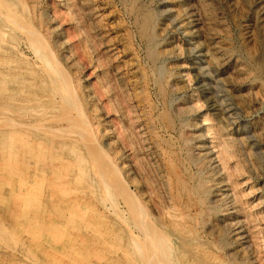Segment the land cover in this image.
Here are the masks:
<instances>
[{
	"label": "rangeland",
	"instance_id": "rangeland-1",
	"mask_svg": "<svg viewBox=\"0 0 264 264\" xmlns=\"http://www.w3.org/2000/svg\"><path fill=\"white\" fill-rule=\"evenodd\" d=\"M0 1V264H264V65L255 60L258 42L250 33L254 0H199V17L209 28L189 23L184 1L177 0ZM5 10L12 15L4 16ZM159 10L166 13L155 20L149 48L137 23ZM190 27L198 29L188 36ZM150 50L159 52L156 64ZM124 61L131 63L126 76L144 98V122L125 83ZM153 65L170 70L177 80L181 89L170 95L175 98H160ZM207 97L227 109L219 116L222 122L207 109ZM177 104L192 110L186 121L199 123L195 131L204 134L206 147L229 154L239 187L236 195L223 188L230 210L217 215L241 222L243 253L206 235L196 220L198 206L186 220L183 208L172 205L166 184L180 155V130L168 132L162 121L164 111ZM184 130L193 132L187 125ZM123 165L134 177L128 193L142 194L137 201L142 222L151 216L149 230L158 234L169 223L166 232L177 236L157 243L169 248H161V260L137 255L148 245L139 244L131 228L128 239L118 223ZM104 184L112 189L109 195ZM155 199H166V208L157 210Z\"/></svg>",
	"mask_w": 264,
	"mask_h": 264
},
{
	"label": "bare ground",
	"instance_id": "bare-ground-1",
	"mask_svg": "<svg viewBox=\"0 0 264 264\" xmlns=\"http://www.w3.org/2000/svg\"><path fill=\"white\" fill-rule=\"evenodd\" d=\"M160 1V0H159ZM177 1H184V5H186L185 9L182 10L183 15L187 16V18L189 19V23L190 21L195 25H201L203 26L202 28H205L208 26L207 23V19H203L199 17V11H202V4L200 3L199 0H191V2L189 3V0H177ZM199 1V2H198ZM218 1V0H217ZM223 1V0H222ZM221 1V2H222ZM227 1V0H225ZM234 1V0H233ZM2 2V1H0ZM171 2V1H170ZM176 2V1H175ZM213 2V1H212ZM230 2V1H229ZM240 2V1H239ZM243 2V1H242ZM165 3V2H163ZM167 3V2H166ZM204 3V2H203ZM209 3V2H208ZM220 3V2H219ZM226 3V2H225ZM225 3H223V5H226ZM228 3V2H227ZM235 3V1H234ZM251 3V2H250ZM1 4V3H0ZM3 4V3H2ZM98 4V3H97ZM161 4V3H160ZM174 4V3H173ZM211 4V3H210ZM247 4V3H246ZM252 4V3H251ZM183 5V6H184ZM221 5V4H220ZM235 5V4H234ZM255 7L257 8L255 11V21L253 24L250 23V27H251V34L252 30L254 32V41L258 42V54H257V58L255 60H257L256 62H258L259 64H261L260 66H263L264 64H262V58L264 56V0H254V4ZM232 6V5H231ZM229 5V7H231ZM242 6V5H241ZM244 6V5H243ZM162 7V6H161ZM168 7V6H167ZM171 7V6H170ZM228 7V8H229ZM246 7V6H245ZM243 7V8H245ZM249 7V6H248ZM5 8V7H4ZM164 8V7H163ZM162 8V9H163ZM157 9V8H156ZM161 9V8H160ZM180 9V8H179ZM250 9V8H249ZM252 9V6H251ZM98 10V9H97ZM230 10V9H229ZM228 10V11H229ZM142 11V10H141ZM146 11V9H145ZM156 11V10H155ZM206 11V10H205ZM226 11V10H225ZM247 16H249V14L251 13L250 10H247L246 12ZM5 13H3V15L5 16H10L12 15L10 11L5 10L3 11ZM216 12V11H215ZM245 13V11H243ZM254 12V11H253ZM143 13V12H142ZM156 15H151L150 12L146 13L142 16V18L139 20L138 27L140 29V33L141 35L145 38V40H147L148 44H149V48L151 47V44L153 42V34H152V27L155 23L156 19H159L160 17L164 16V14L166 13L165 10H159L157 12H155ZM168 14V13H167ZM174 14V13H173ZM182 14V13H181ZM230 14V12H229ZM252 14V13H251ZM137 15V14H135ZM207 13L205 14V18H207ZM215 15V13H214ZM213 15V16H214ZM253 15V14H252ZM166 16V15H165ZM171 16V15H169ZM244 16V15H243ZM16 19H18L15 16ZM164 18V17H163ZM166 18V17H165ZM172 18V17H171ZM250 18V16H249ZM14 19V18H13ZM15 19V20H16ZM181 19V18H180ZM183 19V17H182ZM181 19V20H182ZM211 19V18H210ZM242 19V18H240ZM244 19V18H243ZM15 20H12L13 22H15ZM167 20V19H166ZM251 20V19H250ZM178 21V20H177ZM206 21V23H205ZM210 21V20H209ZM18 22V21H17ZM183 22V20H182ZM188 22V21H187ZM213 22V21H211ZM164 23V22H163ZM180 23V21H179ZM210 23V22H209ZM248 23V22H247ZM8 24V23H7ZM136 24V26H137ZM157 24H159V21L157 22ZM166 24V23H165ZM170 24V23H169ZM10 25V24H9ZM156 25V24H155ZM171 25V24H170ZM186 25V24H185ZM247 25V24H246ZM11 26V25H10ZM16 26V25H15ZM162 26V25H161ZM165 26V25H164ZM184 27V25H182ZM14 27V25H13ZM160 27V25H159ZM177 27V24H176ZM180 27V26H179ZM212 27V26H211ZM210 27V28H211ZM12 28V26H11ZM161 28V27H160ZM200 28V26H199ZM209 28V26H208ZM13 29V28H12ZM18 29V28H17ZM20 29V28H19ZM137 29V30H139ZM159 29V28H158ZM156 29V30H158ZM164 29V28H163ZM193 29V30H192ZM198 29V28H197ZM197 29L190 27L188 30V32H186L188 34V36L192 35L194 32L197 31ZM10 30V29H9ZM15 30V29H14ZM184 30V29H183ZM203 30V29H202ZM124 31V30H123ZM180 31V30H179ZM187 31V30H185ZM201 31V29L199 30ZM205 31V29H204ZM159 32V31H157ZM156 32V33H157ZM202 32V31H201ZM244 32V30H243ZM1 33V32H0ZM123 33V32H122ZM179 33V32H178ZM183 33V32H182ZM181 33V34H182ZM199 33V32H198ZM246 33V32H245ZM202 34V33H201ZM209 34V33H207ZM2 35V34H1ZM158 35V34H157ZM163 35V34H162ZM244 35V34H243ZM159 36V35H158ZM182 36V35H181ZM199 36V35H198ZM210 36V35H208ZM250 36V35H249ZM141 37V36H140ZM183 37V36H182ZM224 37V36H223ZM253 38V36H251ZM199 39V38H197ZM244 39V38H243ZM184 40V39H183ZM202 40V39H201ZM262 40V41H261ZM158 41V40H157ZM191 41V40H190ZM206 41V40H205ZM209 41V39H208ZM251 41V40H250ZM198 42V41H196ZM210 42V41H209ZM116 43V42H115ZM207 43V41H206ZM162 44V43H161ZM168 44V43H167ZM188 43H186L187 46ZM213 45V44H212ZM153 46H156V44ZM152 46V47H153ZM162 46V45H161ZM165 46V45H164ZM170 46V45H168ZM192 45H190L191 47ZM207 46V45H206ZM211 46V44H210ZM147 47V46H146ZM171 47V46H170ZM193 47V46H192ZM109 48V47H108ZM161 48V47H160ZM196 48V46H195ZM201 48V47H200ZM205 48V47H204ZM219 47H217L216 49L218 50ZM165 49V48H164ZM169 49V48H167ZM194 49V48H193ZM213 49V48H212ZM162 50V49H161ZM172 50V49H171ZM199 50V49H197ZM215 50V49H214ZM257 50V49H256ZM158 51V50H157ZM174 51V50H172ZM210 51V50H209ZM212 51V50H211ZM113 52V51H112ZM167 53V50L165 51ZM165 52H161L160 55L165 54ZM170 52V51H169ZM198 52V51H196ZM201 52V51H200ZM199 52V53H200ZM206 51H204L205 53ZM220 52V51H219ZM159 53V52H157ZM157 53L154 52V50H150L149 53H147V55L150 56V60L151 62H154L158 59ZM38 54V53H37ZM36 54V56H38ZM190 54V53H189ZM215 54V53H214ZM220 54V53H219ZM41 55V54H40ZM210 55V54H209ZM213 55V54H212ZM210 55L211 57H214ZM43 56V55H42ZM169 56V55H168ZM41 57V56H40ZM38 57V58H40ZM147 57V56H146ZM209 57V56H208ZM219 57V56H218ZM43 58V57H42ZM128 58V57H127ZM188 58V57H187ZM190 58V57H189ZM205 58V56H204ZM45 59V58H44ZM216 59V58H215ZM41 60V59H40ZM199 60V59H198ZM43 61V60H42ZM40 63H43V62ZM45 61V60H44ZM158 61V60H157ZM171 61V60H170ZM236 61V60H235ZM264 61V60H263ZM163 62V60H162ZM217 62V61H216ZM130 62H123L122 63V70H123V75L125 76V83L126 85L130 88V92H132L131 94V98L133 100L134 106L135 108L138 110V113L140 115V117L142 116V121L144 122L147 118H145L146 116L143 115V105L142 104L144 102V98L142 101V97H141V93H138L137 91H135L136 89L133 88L134 87V81H132L130 79V77L126 76L127 72L129 73L128 70H130ZM160 62H157V64ZM164 63V62H163ZM166 63V61H165ZM210 63V62H209ZM47 64V63H46ZM156 64V63H155ZM42 65V64H41ZM152 65V64H151ZM44 66L45 62H44ZM48 66V64H47ZM158 66V65H157ZM154 67V65H153ZM163 67V66H162ZM159 68L156 66L153 68L155 69V73H156V78H157V84H158V94L160 96L161 99L163 100H167L169 99L173 93H176L177 91H179L181 88L176 84H177V80L173 77H171L170 74V70H164L163 68ZM199 67V66H198ZM264 67V66H263ZM213 69V68H212ZM221 69V68H220ZM48 70V69H47ZM209 70V69H207ZM211 70V68H210ZM206 71V70H205ZM154 72V71H153ZM211 72V71H210ZM197 74H200V71L197 72ZM211 74V73H210ZM213 74V73H212ZM176 75V74H175ZM259 78V77H258ZM216 79V78H215ZM208 83L203 84L200 86V89L202 91L206 90V86ZM217 84V83H216ZM219 84V83H218ZM147 85V84H146ZM208 88V87H207ZM22 89V88H21ZM199 89V90H200ZM140 91V90H139ZM200 91V92H202ZM62 93V92H61ZM128 93V92H127ZM210 94V93H209ZM170 96V97H169ZM64 97V96H63ZM173 97V96H172ZM171 97V98H172ZM38 98V97H37ZM175 98V97H173ZM214 98V97H213ZM160 99V100H161ZM217 98L215 97V100ZM65 100V99H64ZM131 100V99H130ZM171 100V99H170ZM205 104H207V109L209 111L212 112L213 116L217 117V122H222V119L219 116H224L228 111L227 109L223 108V105H216V101L214 99L211 100L210 97H207L204 99ZM171 103V102H170ZM184 103V102H183ZM114 104V103H113ZM168 104V103H167ZM164 105V104H163ZM166 105V104H165ZM113 106V105H112ZM125 106V105H123ZM169 106V105H168ZM167 106V107H168ZM172 106V105H171ZM170 107V106H169ZM49 108V107H48ZM124 108V107H123ZM127 108V107H126ZM149 109V108H146ZM153 109V108H152ZM166 109V108H165ZM243 109V108H242ZM192 113L191 109H188L187 107H185L184 105H179L177 104L176 106L171 107L170 111L166 110L164 111L163 115H164V121H162V125L164 130L166 131H171L173 130V132L175 130H180L179 132V137H178V144H179V156H177L178 158L174 159L175 161H173V166L172 168L169 170V180L167 185V188L169 187V193H170V197L172 200V205L174 206V204L177 206V204H179V206L181 208H183V210H181L183 212V215L185 217L186 220L191 219L192 220V215H190L189 213L194 210L195 205L198 206L197 210H199L196 213L197 216V221L202 225L204 231L207 233L206 235L209 236H215L219 242V244L222 247H227L228 251H232L233 249L231 248L234 244L235 246H239L241 248V252L245 249V247L243 248V241L246 239V236H244V230H242V225L241 222L235 221L233 219V217H229L228 215L224 216V218H222V216L219 218L218 217V212H226L228 210H230V201L229 197L227 196L225 190H223V188L228 187L229 190H231L233 193H235L236 195V189L239 187V183L238 181V175L236 176L233 172V170L229 169L228 167V158L226 157V155L228 152L226 150L223 149H219L217 148V150L213 153V149H209L208 147H206L203 143V136L204 134L202 133H197L198 128H201V126L198 124H192L190 121H186V119L189 117L190 119V114ZM196 113V112H195ZM52 114V113H51ZM137 115V114H136ZM149 115V114H148ZM149 117V116H148ZM159 117V116H158ZM237 117V116H236ZM160 118V117H159ZM43 119V118H42ZM49 120V119H48ZM130 120V119H129ZM144 120V121H143ZM192 120V119H191ZM206 120V119H205ZM149 121V120H148ZM152 121V120H151ZM38 122V121H37ZM41 122V121H39ZM127 122V121H126ZM161 122V121H159ZM179 122V124H175ZM195 123V122H194ZM131 124V123H130ZM145 124H143L144 126ZM186 125L190 128L192 127L193 132H191L192 134H189L190 132L185 131V127ZM125 126V125H124ZM146 127H148L147 125H145ZM144 126V129H146V127ZM160 126V125H159ZM131 127V126H129ZM123 128V127H122ZM178 128V129H177ZM62 129V128H60ZM133 129V128H132ZM149 130V129H148ZM209 130V128L207 129ZM206 130V131H207ZM62 132V131H61ZM150 133V132H149ZM148 133V134H149ZM177 133V132H176ZM48 134V133H47ZM63 134V133H60ZM174 134V133H173ZM218 134V133H217ZM54 135V134H53ZM143 135V134H142ZM74 136V135H73ZM150 136V135H149ZM262 136V135H261ZM214 137V136H213ZM219 137V136H218ZM163 138V137H162ZM167 138V137H166ZM61 139V138H60ZM126 140V139H125ZM145 140V139H143ZM146 141V140H145ZM218 141V140H217ZM163 142V141H162ZM134 143V142H133ZM157 143V142H156ZM160 143V142H159ZM165 143V142H163ZM162 143V144H163ZM86 144V143H85ZM212 147H217L215 146L214 143H212ZM131 145V144H130ZM170 147V146H169ZM228 148V147H227ZM159 149V148H158ZM163 150V149H162ZM215 150V149H214ZM235 150V149H234ZM136 151V150H135ZM147 151V150H146ZM160 151V150H159ZM170 151V150H169ZM174 151V150H173ZM147 154V153H146ZM165 155V154H164ZM214 155V157H212ZM144 156V155H143ZM147 156V155H146ZM167 157V156H166ZM174 157V156H173ZM232 157V156H231ZM230 158V157H229ZM136 159V158H135ZM151 160V159H150ZM88 161V160H87ZM171 162V161H170ZM169 163V161L167 162ZM216 163H218L216 165ZM251 163V162H250ZM142 164V163H141ZM153 165V164H152ZM172 164H170L169 166H171ZM168 166V167H169ZM121 167V166H120ZM144 167V166H143ZM220 168L221 171H223L222 173L224 174L223 178L222 176H219L220 174L218 173L219 170L217 168ZM118 168V167H117ZM126 165H123L122 167V173H123V178L125 181V185L124 187V192L125 194H123V210L120 214V217L118 219V223L123 227V231L125 230L126 235L124 234V236L127 237V233H128V229L131 228L134 231L135 234V239L137 241H140L139 244L144 243L148 245L147 248H142L141 250H138V254L140 257H145L146 253L149 256H153L155 257V259H159L161 260V256H164L163 253H165L166 249L168 250V246L163 245L164 247V251L162 250L163 247L160 248L161 244L159 243V246H157V243L160 242V240L164 237H168L170 238V241H174L176 239L177 236L172 237L170 235L169 232H166L168 229V227H171L172 225L167 224V228L164 229L165 232H163V230L160 229V234H158L157 232H155L154 230H149L150 228V222H152L154 224L155 219H153L151 216H149L150 221L147 222H142V219L140 218V206H139V202H137L141 197L142 194L140 193V191H137L138 194L135 196L132 195L131 193H128V187L130 185H132L133 183V178H130V174L128 172V170L125 169ZM136 169V168H135ZM217 169V170H216ZM236 170V169H235ZM260 172V171H259ZM140 173V172H139ZM156 173V172H155ZM157 175V174H156ZM151 176V175H150ZM160 176V175H159ZM159 178V177H158ZM96 179V178H95ZM111 179V178H110ZM163 179V178H162ZM99 180V179H98ZM135 182V181H134ZM137 182V181H136ZM124 183V182H123ZM111 184V183H110ZM116 184V183H115ZM134 185H138L137 183H135ZM163 186V185H162ZM104 189L105 191H108L107 194L109 195V191H110V186H108L107 184H104ZM138 188V186H137ZM72 189V188H71ZM99 189V187H98ZM226 189V188H225ZM243 189V188H242ZM112 190V189H111ZM158 190V189H157ZM102 191V190H101ZM136 192V191H135ZM157 192V191H156ZM216 194V195H215ZM240 194V193H239ZM155 195V194H154ZM161 195V194H160ZM234 195V196H235ZM238 195V194H237ZM233 196V197H234ZM242 196V195H241ZM247 196V195H246ZM245 196V197H246ZM109 197V196H108ZM111 197V196H110ZM167 197V196H166ZM236 197V196H235ZM241 198V197H240ZM240 198L238 200V203L240 201ZM236 199V198H235ZM242 199V198H241ZM157 200V199H155ZM170 200V199H169ZM179 200V201H178ZM234 200V199H233ZM236 200V201H237ZM158 201V200H157ZM166 201V199H165ZM163 202V200L158 201L157 203H159L157 206V210L161 211L162 208H166V205L168 204V202ZM243 201V200H241ZM240 201V202H241ZM247 201V200H246ZM234 202V201H233ZM143 203V202H142ZM235 204V203H234ZM243 204V203H242ZM246 204V203H245ZM113 205V204H112ZM138 205V206H137ZM237 205V204H236ZM115 206V205H113ZM143 206V205H142ZM109 207V206H108ZM246 207V206H245ZM116 208V207H115ZM113 208L109 207L108 210L112 211ZM122 209V208H121ZM196 209V208H195ZM232 209V208H231ZM156 210V211H157ZM249 210V209H248ZM235 212V211H234ZM241 212V211H240ZM227 213V212H226ZM192 214V213H191ZM250 214V213H249ZM248 215V214H247ZM261 215V214H260ZM194 216V215H193ZM238 216V215H237ZM251 216V214L249 215ZM253 216V215H252ZM254 217V216H253ZM144 218V217H143ZM235 218V217H234ZM257 218V217H256ZM157 219V218H156ZM195 219V218H194ZM195 220V221H196ZM237 220V219H236ZM243 220V219H242ZM248 220V219H247ZM252 221V222H251ZM251 223H253L254 219L251 217ZM194 222V221H193ZM195 223V222H194ZM249 223V221L247 222ZM188 224V223H187ZM193 224V223H192ZM166 225V224H165ZM176 225V224H174ZM189 225V224H188ZM256 225V224H255ZM192 226V225H191ZM194 226V225H193ZM196 227V225L194 226V228ZM164 228V227H163ZM193 228V227H192ZM171 229V228H170ZM197 229V228H196ZM194 230V229H193ZM132 231V230H131ZM195 231V230H194ZM196 233V232H194ZM257 233V232H256ZM256 233L252 234L255 235ZM193 234V233H192ZM228 234L232 235V237L234 236L235 238H233V240H229L227 236H229ZM128 238V237H127ZM253 238H256L253 237ZM129 239V238H128ZM249 239V238H248ZM52 241V239H51ZM162 241V240H161ZM231 243H230V242ZM163 242V241H162ZM246 243V242H245ZM254 244V243H253ZM256 244V242H255ZM142 245V244H141ZM15 246V245H14ZM219 246V245H218ZM143 247V246H142ZM258 247V246H257ZM260 247V245H259ZM232 249V250H231ZM235 250V248H234ZM238 250V249H237ZM163 251V253H162ZM238 252V251H237ZM264 252V251H263ZM230 253V252H229ZM235 253V251H234ZM233 253V254H234ZM243 253V252H242ZM258 253V252H257ZM207 254V253H206ZM231 254V253H230ZM231 254V255H233ZM247 254V253H246ZM245 255V254H244ZM249 255V254H248ZM167 256V255H165ZM167 258V257H166ZM142 260V259H141ZM144 260V259H143ZM164 260V258H163ZM263 260V259H261ZM164 262V261H163ZM259 262V261H258Z\"/></svg>",
	"mask_w": 264,
	"mask_h": 264
}]
</instances>
